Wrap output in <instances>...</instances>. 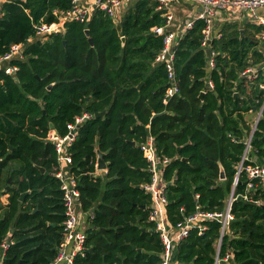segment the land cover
I'll return each mask as SVG.
<instances>
[{"label": "trees", "instance_id": "trees-1", "mask_svg": "<svg viewBox=\"0 0 264 264\" xmlns=\"http://www.w3.org/2000/svg\"><path fill=\"white\" fill-rule=\"evenodd\" d=\"M71 6L72 0L2 4L0 54L25 43V59L12 61L18 66L16 77L0 70V255L2 243L9 241L2 264H50L56 257L65 208L56 176L58 154L48 133L52 124L65 136L84 112L92 117L78 124L69 148L68 171L77 180L80 208L90 212L87 248L75 264H161L163 244L148 220L151 195L145 185L152 174L141 144L152 136L158 153L171 159L163 174L169 225L195 212L198 204L223 210L245 148L234 138L244 139L249 132L245 113L252 108L250 100L262 96L258 86L240 78L250 59H262L264 43L256 36L262 26L249 21L242 36L238 23H225L221 37L212 42L216 66L208 69V49L202 47L205 23L196 20L176 45L179 92L165 101L168 72L155 61L164 36L153 28L166 19L157 0H137L121 30L96 9L87 23L70 21L65 31L28 42L36 34L35 23L57 21L54 11ZM209 79L213 88L207 86ZM235 85L242 97H235ZM253 146L264 157V117ZM98 149L108 163L104 177L96 175ZM237 189L240 193L244 186ZM250 195L251 200L234 201L235 219L223 238L222 252H233L232 264H264V190ZM207 225L204 234L193 230L178 244L181 262L212 263L220 224Z\"/></svg>", "mask_w": 264, "mask_h": 264}, {"label": "built area", "instance_id": "built-area-1", "mask_svg": "<svg viewBox=\"0 0 264 264\" xmlns=\"http://www.w3.org/2000/svg\"><path fill=\"white\" fill-rule=\"evenodd\" d=\"M8 0H0V14L2 4ZM130 0H72L71 8L67 10H55L57 21L47 23L43 19L35 23L36 34L30 37L28 42L35 39L44 40L48 35L55 32L65 31L66 23L79 21L87 23L96 9L104 10L115 22L119 24L123 21V8L127 7ZM191 5L196 6L195 16L185 21L183 25H176L175 14L171 9L170 0H157L158 9L163 10L166 19L165 24L156 26L153 31L164 36L163 47L159 51L155 61L163 63L168 72L170 86L166 90L165 101L179 92L175 68V47L186 32L193 27L196 20L202 19L205 23L203 28L202 47L208 49V69L216 66L215 57L218 51L213 48L214 39L221 37V29L217 24L227 17L233 15H243L250 19V22L261 25V31L256 35L261 43H264V0H187ZM25 43L13 44L11 48L0 54V70L6 74L16 75L18 66L13 64L15 59H25ZM262 59L254 62L250 59L241 72L240 78L250 86H258L262 91V96H256L250 100V107L256 113L255 119L249 132L244 139L234 138L242 141L245 148L239 163L236 165V173L232 182V188L226 200L225 208L221 211H208L198 204L195 212L186 214L174 225H169L166 219V197L167 182L163 178L165 167L171 161L168 157H162L155 146L154 138L150 136L141 144V150L149 163V171L152 174L151 182L145 185L146 191L151 195L150 211L148 220L154 224L155 230L159 232L163 244L161 253V264H185L181 262L177 255L178 244L185 241L191 231L197 230L198 234H204L209 221H216L220 224V232L214 241L213 261L211 264H232L233 252L228 250L222 252L223 238L230 232L231 223L235 219L232 211L233 203L237 199L251 200L250 191L264 190V157L257 154L253 146V137L258 130L259 122L264 117V46H260ZM208 88H213L212 80H208ZM239 93L236 85L234 95ZM242 97V96H241ZM251 110V111H252ZM86 115L78 116L75 123L68 125V133L60 136L58 132L51 130L49 140L55 144L60 168L56 176L61 180V190L63 193V204L65 208V218L63 221V240L59 245L58 253L50 264H75L78 255L85 254L87 234L82 228L80 190L74 175L67 171L66 166L72 162L69 152L70 146L76 139L78 124L83 122ZM243 185L244 189L237 192V188ZM199 195L196 194V198ZM261 203L260 200L255 201ZM183 211L184 208H181ZM9 241H4L1 245L3 253L0 255V264L3 263L4 251L7 249Z\"/></svg>", "mask_w": 264, "mask_h": 264}, {"label": "crops", "instance_id": "crops-1", "mask_svg": "<svg viewBox=\"0 0 264 264\" xmlns=\"http://www.w3.org/2000/svg\"><path fill=\"white\" fill-rule=\"evenodd\" d=\"M88 2H90L91 0H86ZM137 2V0H130L129 4L127 7L123 8V15L126 14V12L132 8L135 3ZM170 4H171V9L175 14V19L176 25H183L185 23V21L192 19L196 12H197V7L194 5H191L190 2H188L187 0H170ZM250 19L247 17V15L244 13L243 15H233L231 17H227L225 18V20L219 22L217 24V27H219L220 29H222V26L225 23H232V22H236L239 24L240 28L244 30V25L249 22ZM205 91V90H203ZM206 92V91H205ZM241 97V96H240ZM247 118V117H246ZM53 131H56V129H51ZM50 130V131H51ZM108 164V163H107ZM97 167V164H96ZM108 170V169H107ZM107 170H99L96 169V175H101V176H105L107 173ZM226 179V178H225ZM225 179H221V181H224ZM7 195H2V200L3 202H7ZM90 212H83L81 210V222H82V228H84L86 230V228L88 227V218H89Z\"/></svg>", "mask_w": 264, "mask_h": 264}, {"label": "water", "instance_id": "water-1", "mask_svg": "<svg viewBox=\"0 0 264 264\" xmlns=\"http://www.w3.org/2000/svg\"><path fill=\"white\" fill-rule=\"evenodd\" d=\"M117 27H118V29L119 30H121L122 29V22L121 23H119V24H117L116 25ZM85 32H86V35L87 36H89V41H90V43H91V45H94V41H93V38L90 36V31H89V29H86L85 30ZM241 33H242V36L244 35V33H245V30H243V29H241ZM154 34V32H151L149 35L150 36H152ZM122 40L123 41H125V37L123 36L122 37ZM175 49H176V47H175ZM14 77H16V75H13ZM141 85V84H140ZM139 85V86H140ZM204 93H205V91H202L201 92V97L204 95ZM239 96V94L238 93H236L235 94V97H238ZM105 110L104 111H101V112H97L96 114H95V117H100V116H103L104 114H105ZM51 127H53V125L51 124ZM133 144H135V141H131ZM97 154H98V159H97V169H99V170H107L108 169V164H107V162H106V160H105V153L104 152H102L101 150H97ZM41 170H42V172H45V169L44 168H40ZM221 179H225V172L222 170L221 171ZM9 182H11V178H9ZM3 193H4V191H3ZM27 193L28 192H24V193H22V195H21V200H24V197L27 195ZM143 207H146L145 205H143ZM53 225H55L54 223H53ZM139 251H142V249H139Z\"/></svg>", "mask_w": 264, "mask_h": 264}, {"label": "flooded vegetation", "instance_id": "flooded-vegetation-1", "mask_svg": "<svg viewBox=\"0 0 264 264\" xmlns=\"http://www.w3.org/2000/svg\"><path fill=\"white\" fill-rule=\"evenodd\" d=\"M48 87L51 88V87H52V84L49 85ZM246 96H248V95H246ZM238 97H240V96H238ZM249 104H250V103H249ZM249 106H250V105H249ZM252 109H255V106H253V108H250L246 113H250V112H251V113H254L255 111H253ZM251 110H252V111H251ZM44 112H45V110H44ZM246 113H245V114H246ZM83 115H86V118H85V119L92 117V115L89 114V113H87V112H84ZM247 121H248V120H247ZM50 126H51V125H50ZM51 129H54V126L51 127L50 130H51ZM49 132H50V131H49ZM48 140H49V133H48ZM11 182H12V181H11ZM11 182H9V183H11ZM6 190H7V189H6ZM3 195H7V194L3 193ZM7 196H8V195H7ZM153 229L155 230V227H153L152 230H153ZM138 250H139V249H138ZM139 252H141V251H139Z\"/></svg>", "mask_w": 264, "mask_h": 264}, {"label": "rangeland", "instance_id": "rangeland-1", "mask_svg": "<svg viewBox=\"0 0 264 264\" xmlns=\"http://www.w3.org/2000/svg\"><path fill=\"white\" fill-rule=\"evenodd\" d=\"M255 116H256V113H246V117H247V119H248V122H249V126L251 127L252 126V124H253V121H254V119H255ZM66 168H67V171H68V166H66ZM69 172V171H68Z\"/></svg>", "mask_w": 264, "mask_h": 264}]
</instances>
